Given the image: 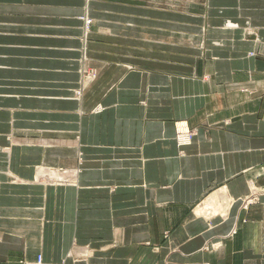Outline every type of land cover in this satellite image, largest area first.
I'll use <instances>...</instances> for the list:
<instances>
[{"label":"crops","instance_id":"0c3cea01","mask_svg":"<svg viewBox=\"0 0 264 264\" xmlns=\"http://www.w3.org/2000/svg\"><path fill=\"white\" fill-rule=\"evenodd\" d=\"M147 2L87 0L76 98L84 0H0V264H264V0Z\"/></svg>","mask_w":264,"mask_h":264},{"label":"rangeland","instance_id":"374dc122","mask_svg":"<svg viewBox=\"0 0 264 264\" xmlns=\"http://www.w3.org/2000/svg\"><path fill=\"white\" fill-rule=\"evenodd\" d=\"M127 1H135L136 2L138 0H127ZM200 1L201 0H155V2H154L153 0H148L147 4L151 5V6H157L160 8L171 7V8L177 9L178 12H183V13H187V14L199 17V15L201 14L200 8H199L200 7ZM86 2H87V0H84L83 7H82L83 13L80 15V17H78L79 21L76 23L77 27H79L78 35L80 37L79 39L81 41V51H82L81 56H80L81 58H79V60H78L79 78L77 81V87L73 88L72 93H71V97L74 96L76 98L80 97V94L82 96L84 91L88 88V86L91 83H93L96 80V78L98 76L97 69L91 65V63L87 57V50H88L87 49V42H88L89 35L93 32L105 31V29L99 28V26L95 27V22H94L93 18H91L90 16H87V11H86V5L87 4H86ZM65 25H66L65 27L67 28L69 25H72V24H69L66 22ZM66 30H68V29H66ZM84 53L86 55L85 58H83V55H82ZM71 99H73V98H71ZM99 108L101 109L100 106H97L91 112L98 113L100 110ZM177 130H178V127L176 128V132H177ZM188 131L193 135L192 130L188 129ZM48 170H50V169H48ZM59 170L61 171V172H59V174L68 175V180L64 181V182L72 185L73 175H75L76 172L69 171L70 169L63 170V168H61ZM67 171H69V172H67ZM43 174L44 173H42V172H38L36 174V176L38 178L41 176L39 178L40 182H42V181H46V182L51 181L54 183L57 181L59 182V180H55L54 178L49 179V178L43 177ZM13 182H15V179L13 180ZM22 264H24V263H22Z\"/></svg>","mask_w":264,"mask_h":264},{"label":"built area","instance_id":"2783aa9c","mask_svg":"<svg viewBox=\"0 0 264 264\" xmlns=\"http://www.w3.org/2000/svg\"><path fill=\"white\" fill-rule=\"evenodd\" d=\"M184 136L190 137L189 139H190V141H192L193 135L188 131V129L183 130V129H179V127H178V130L176 132V141H177V144L180 147L189 145L191 143V142H184V143H182V141L180 140V137H184ZM246 205H247V203H246ZM24 264H48V263H45L43 261L42 256L41 255H38L34 261H32V262H26Z\"/></svg>","mask_w":264,"mask_h":264},{"label":"bare ground","instance_id":"6f19581e","mask_svg":"<svg viewBox=\"0 0 264 264\" xmlns=\"http://www.w3.org/2000/svg\"><path fill=\"white\" fill-rule=\"evenodd\" d=\"M76 91V90H75ZM77 93V92H76ZM76 95V94H75ZM80 97H81V94H80ZM80 97H78V98H80ZM100 109V108H99ZM102 109V108H101ZM100 109V110H101ZM99 110V111H100ZM178 127H179V129H183V130H186L187 129V127H186V125L184 124V123H180L179 125H178ZM185 128V129H184ZM190 137H188V136H184V137H180V140L182 141V143H184V142H191L190 141V139H189ZM41 168V167H40ZM210 199H212V198H210ZM213 199H215V198H213ZM211 200H209V202H210ZM211 202H213V201H211ZM226 202V201H225ZM207 206V205H206ZM208 206H210L209 204H208ZM211 207L212 208H215V207H213L212 205H211ZM207 208H209V207H207ZM210 209V208H209ZM199 210V209H198ZM201 210V209H200ZM213 210V209H212ZM215 211V210H214ZM217 211V210H216ZM201 212H202V210H201ZM204 212V211H203ZM210 212H211V210H210ZM209 212V213H210ZM208 213V212H207ZM216 213V212H215ZM198 214H199V212H198ZM203 214V213H202ZM201 215V214H200ZM215 215V214H214ZM223 216V215H222ZM209 218V217H208Z\"/></svg>","mask_w":264,"mask_h":264}]
</instances>
